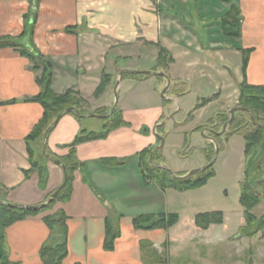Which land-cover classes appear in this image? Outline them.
Instances as JSON below:
<instances>
[{"label": "crops", "instance_id": "1", "mask_svg": "<svg viewBox=\"0 0 264 264\" xmlns=\"http://www.w3.org/2000/svg\"><path fill=\"white\" fill-rule=\"evenodd\" d=\"M237 4L242 15L240 38L222 32L221 19L230 8L222 0H42L37 4L36 0H0V38L11 37L21 44L27 40L19 38L24 15L36 5L34 45L52 63L55 93L77 92V97L90 102L88 113H92L114 105L115 92L125 85L119 108L128 122L105 139L76 146V159L83 167L75 172L68 202L6 229L10 264H44L41 249L51 237L44 217L58 212L68 216L69 252L64 264H154L152 252L161 264H264V230L251 234L243 206L238 211L228 206L192 214H184L185 208L175 212L170 207L189 190H164L155 184L145 189V203L152 212H136V207L106 196L120 186L131 193L134 183L141 186L142 161L137 155L144 149L158 150L156 132L174 109L163 104L166 88V95L170 92L176 101L191 94L199 99L215 95L212 102L193 111L192 118L200 122H192L191 130L209 120L202 116L205 111L217 114L235 107L243 81L264 86V0H237ZM68 27L74 32H67ZM160 48L174 59L161 70L168 79L128 75L118 82L122 70L155 69ZM243 51L248 56L245 67ZM40 73L19 49L0 48V196L5 202L40 205L64 181L63 168L51 159L45 188L40 187L38 172L26 175L31 168L26 138L44 114L40 103L28 100L41 91ZM102 73H109L112 81L95 95ZM175 90L180 94H172ZM89 126L84 128L99 131ZM82 129L75 114L64 113L48 136L49 150L58 158L66 157ZM176 131L183 132L179 127ZM235 138L232 135L230 140ZM213 211L223 212L222 224L206 230L196 225L198 213ZM174 212L180 219L168 229L134 227L133 219L139 215ZM108 221L120 231L112 249L104 245Z\"/></svg>", "mask_w": 264, "mask_h": 264}, {"label": "trees", "instance_id": "2", "mask_svg": "<svg viewBox=\"0 0 264 264\" xmlns=\"http://www.w3.org/2000/svg\"><path fill=\"white\" fill-rule=\"evenodd\" d=\"M42 0H36V4ZM230 4L229 10L221 19L222 32L226 37L240 38L242 34V15L237 0H222ZM37 7L32 5L27 14L24 15L25 28L20 39H27L24 44L11 37L0 38V48L12 47L20 50V53L27 57L32 62V68L35 71H40V76L37 77V82L41 87V91L37 96L28 100L40 103L44 108V114L33 131L27 136L29 160L31 168L26 170V175L29 176L32 172H38L40 178V187L45 188L48 182L47 162L50 160L46 155H52L59 159L67 168L68 182L61 190L58 196L45 208L39 210H26L20 208L2 206V223L0 226V264H10L8 260V246L6 241V229L13 223L25 219L29 216H35L51 210L59 202H68L71 199L73 192V182L76 170L83 167V163L76 159V146L79 144L105 139L109 134L123 126H128L123 118L121 110H114L108 118L104 119L102 131H89L86 128L76 136L74 141L68 146L70 147L69 154L64 158H58L46 147V153L43 151V140L46 131L52 126L56 117L63 113L69 107H76L81 114L85 115L88 112L84 111L80 106L82 98L77 97L78 93L69 89L64 94H57L52 89V63L44 55L37 50L34 45V31L37 19ZM67 32H74L73 27H68ZM244 67L247 64V51H243ZM174 61L173 57L165 48H160L158 55V65L153 71H161L168 68ZM132 75L139 78H146L149 74H135L127 72L125 76ZM160 77V76H159ZM163 78V77H160ZM112 76L109 73H102V80L98 86L95 95L103 93L107 86L111 83ZM173 91V90H172ZM172 94H180L177 90ZM215 99L212 97L203 98L196 104L193 111L204 107ZM166 101V99H165ZM235 117L229 124L225 137L238 134L244 138V154H245V170L244 179L240 183V203L244 207V216L247 222V228L251 230V234H256L260 230H264V216L257 217L253 213V209L264 201V86L249 84L243 81L239 84V96L237 105L235 106ZM102 109L94 111L96 114L101 113ZM193 111L189 114L191 119ZM75 114V113H73ZM76 115V114H75ZM77 116V115H76ZM80 121L84 118L77 116ZM231 117L230 111L217 113L209 119L205 124L196 126L194 131L209 130V135L214 142L208 145L207 157L211 162L215 155V144H221L222 136L215 135L213 132L222 130L224 124ZM212 132V133H211ZM154 149H144L138 153V159L143 161L148 158L149 164L152 166V171L155 173L156 182L162 189H175L177 191H187L201 188L208 184L210 179L215 177L213 166L207 169V173L197 179L189 178H174L167 169L157 166L163 163V155L158 151L153 154L152 161L150 157ZM212 154V155H211ZM109 163H117L115 159H106ZM156 163V164H155ZM143 173V170H142ZM144 174L145 181L147 177ZM258 182L257 186L255 184ZM1 197V196H0ZM3 200V198L1 197ZM180 219L178 213L168 214H143L133 219V224L136 229H168L175 225ZM224 214L221 211L202 212L195 216L196 225L204 230L208 229L211 224H222ZM44 221L51 231L49 241L41 249V258L44 264H64V259L68 255V216L64 212L56 214H48L44 217ZM120 231L117 226H114L112 221H108L106 226L105 248L112 249L114 243L119 236ZM147 246L144 244L142 248ZM151 262L161 264L152 252ZM79 264V263H77Z\"/></svg>", "mask_w": 264, "mask_h": 264}, {"label": "rangeland", "instance_id": "3", "mask_svg": "<svg viewBox=\"0 0 264 264\" xmlns=\"http://www.w3.org/2000/svg\"><path fill=\"white\" fill-rule=\"evenodd\" d=\"M135 61H137V58H135ZM118 71H121V69H119ZM39 72H41V70ZM123 87L124 88L122 89L119 87L115 92L114 101L118 102V107L116 108V110H121L119 108V105H121V101L123 100L125 85ZM147 87H149V85ZM129 89L132 90V87ZM135 91L136 90H133L130 95H132ZM165 97L166 101L165 99H163V104L166 106L170 105L174 107V109L168 116L165 117V119L163 120L164 124L156 132L158 138H162L159 141L157 147H160L158 151H160V153L163 155L162 164L166 166L168 170L178 176L180 174H188L192 171H197L192 175V177L193 179L200 178L204 176L208 171H200V169H203L210 163L207 157L209 147L208 144L210 142L205 139L201 131L193 130L196 126L190 130V128L194 126L192 125V122H200V120L194 118L190 119L189 114L194 110L196 104L200 102L201 98L199 99L195 94H191L190 96H185L183 99L176 101V96L171 95L170 92L168 93V95H165ZM132 104L138 105L139 103L132 101ZM236 105L237 103L232 105V107ZM80 106L86 112L92 109L90 102L85 99L82 100ZM112 106L113 104L109 103L107 107L102 108V110L105 111H102L101 113H109L112 109ZM227 112L229 111H226V113ZM214 114V111L207 110L202 116H204L203 118L210 119L214 117ZM167 118H170L168 122ZM205 121L207 122L208 120L206 119ZM80 122H82L83 129L84 125L87 127H90L89 125H92V128L99 131H102V124H104V120L102 118L96 117L84 118ZM206 122H204L203 124H205ZM178 127L182 128L183 132H181V134H178L176 131ZM206 134L209 135V132H206ZM234 136H236L237 138L233 140H230L232 136L226 138L225 135H223L221 138V144L218 145L219 153L217 155H214L213 157V170L215 171V177L210 179L207 185L198 189L189 190V192H186L185 194H183V196L179 195L180 199H177L176 205H173L175 203H172L173 199L175 198H170V203L173 205L170 207L171 211H181V208H185L184 214H192L195 212L194 210H198L199 212L210 210L212 208L218 210L220 208H226L229 206L231 210L238 211V209L242 208V205L240 203V183L244 179L245 154L243 147L245 145L242 136L238 134H235ZM151 169L152 166L149 164L148 158H144L142 161L140 172L141 186H138L137 183H134V189L131 188L133 189L132 193L129 192L128 189L124 190L120 186L116 193H107L106 196L117 197L118 204H128L132 207H136V212H152V209H150L151 206L145 203V189H147L148 186L149 189H151V185L149 184H155V187L156 185H158L154 177L155 173ZM142 170L147 177L146 181L144 179L145 177L142 173ZM145 182L146 184H144ZM124 184L125 182L123 183V185ZM137 187H141V190H138ZM262 203L253 209V213L256 216L264 214V201H262ZM150 256L151 254L149 255V257Z\"/></svg>", "mask_w": 264, "mask_h": 264}, {"label": "water", "instance_id": "4", "mask_svg": "<svg viewBox=\"0 0 264 264\" xmlns=\"http://www.w3.org/2000/svg\"><path fill=\"white\" fill-rule=\"evenodd\" d=\"M126 71H130V72H133V73H137V74H152V75H157V76H163L165 78L168 79V76L166 75V73L164 72H155V71H151V70H123L121 71L120 73V79L118 82L121 81L122 79V76L123 74L126 72ZM167 88L163 91L162 95L165 97V92H166ZM117 107V102L114 104L111 112L107 115H98V114H94V113H91V114H88V115H83L80 113V111L76 108V107H69L67 108L63 113H60L55 121L53 122L52 126L46 131L45 135H44V140H43V151L46 153V147H47V141H48V136L50 134V132L52 131V129L58 124L59 120L61 119V117L63 116L64 113H75L76 115H78L79 117H82V118H87V117H98V118H102V119H105V118H108L110 116V114H112L114 112V110L116 109ZM237 108L234 107L231 109L230 113H231V117L229 119L228 122H226L222 128V130L220 132H213V134L215 135H222L226 132L229 124H231L234 120V117H235V110ZM164 123V122H163ZM204 134V133H203ZM207 138L213 140L210 136H206ZM162 139V138H161ZM219 153V148L218 146H216V151H215V155H217ZM46 155L49 157V159H51L54 163H56L57 165H60L63 170H64V181L63 183L60 185V187H58L51 195L50 197L42 204L40 205H34V206H27V205H20V204H15V203H9V202H5L4 200L1 199L0 197V204L2 205H5V206H9V207H14V208H20V209H26V210H39V209H43L45 208L48 204H50L57 196L58 194L61 192V190L65 187V185L67 184L68 182V172H67V168L66 166L59 160L57 159L56 157L52 156V155H48L46 153ZM153 156V154H152ZM151 160H152V157H151ZM214 164V159L212 162L209 163L208 166L204 167L203 169H200L201 170H206L208 169L209 167H211L212 165ZM159 167H162V168H165L168 170V168L164 165H161L159 164L158 165ZM169 172L171 173V175L175 178H180V179H184V178H188L190 176H192L194 173H196L197 171H192L190 173H188L187 175L185 176H178L174 173H172L170 170ZM258 182L255 184V187L257 186Z\"/></svg>", "mask_w": 264, "mask_h": 264}]
</instances>
